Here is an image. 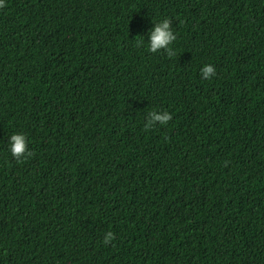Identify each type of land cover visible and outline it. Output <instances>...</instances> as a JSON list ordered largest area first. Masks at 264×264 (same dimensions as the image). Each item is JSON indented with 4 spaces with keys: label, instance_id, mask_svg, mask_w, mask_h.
<instances>
[{
    "label": "trees",
    "instance_id": "16d2710c",
    "mask_svg": "<svg viewBox=\"0 0 264 264\" xmlns=\"http://www.w3.org/2000/svg\"><path fill=\"white\" fill-rule=\"evenodd\" d=\"M0 264H264V0H5Z\"/></svg>",
    "mask_w": 264,
    "mask_h": 264
},
{
    "label": "clouds",
    "instance_id": "9594fccd",
    "mask_svg": "<svg viewBox=\"0 0 264 264\" xmlns=\"http://www.w3.org/2000/svg\"><path fill=\"white\" fill-rule=\"evenodd\" d=\"M5 6V0H0V7ZM153 26L147 31V50L151 53H156L161 50L169 56L175 55V50L171 47L176 40V34L173 31L171 20L167 17L152 23ZM142 37L139 43H143ZM202 79L208 80L215 76L216 70L212 64H203L200 69ZM172 119L171 114L167 110H151L146 114L144 129L150 130L154 125H167ZM7 146L10 155L15 159H21L30 155L27 138L23 133H13L7 138ZM113 233L107 232L104 236L105 241L112 240Z\"/></svg>",
    "mask_w": 264,
    "mask_h": 264
}]
</instances>
